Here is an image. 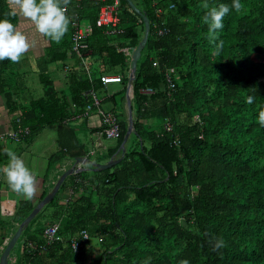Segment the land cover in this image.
I'll return each mask as SVG.
<instances>
[{
    "label": "trees",
    "instance_id": "obj_1",
    "mask_svg": "<svg viewBox=\"0 0 264 264\" xmlns=\"http://www.w3.org/2000/svg\"><path fill=\"white\" fill-rule=\"evenodd\" d=\"M91 1L69 5L67 15L76 12L80 20L88 6L93 29L86 38L87 71L62 66L64 90L54 88L46 64L62 61L67 49L76 56L70 29L38 61L43 94L22 112L7 75L12 61H0V94L13 116L11 126L20 114L19 125L29 129L24 140L46 126L59 127L60 149L48 164L86 155L71 121L83 112L89 89L105 88L102 74H119L125 90L129 63L122 49L134 48L142 36V18L125 0L118 3L121 32L114 34L95 26L100 2ZM132 1L149 21L132 83L137 140L112 167L91 172V178L76 175L85 182L71 180L67 187L68 177L63 181L58 191L67 187L64 201L55 195L43 209L54 206L50 217L58 222L57 239L45 244L43 231L51 223L33 230L28 225L15 263L264 264V127L258 120L264 109V0H240L242 11L231 9L214 38L202 5L230 6L232 0ZM3 19L15 25V15L0 0ZM113 95L102 99L113 105L105 111L116 112ZM248 96L255 97L252 104L246 103ZM119 113V136L102 158L112 156L122 141L126 119ZM160 121V130L150 129ZM71 189L81 195L71 199ZM81 230L88 238L73 250L70 240ZM213 237H222L225 247L213 251Z\"/></svg>",
    "mask_w": 264,
    "mask_h": 264
},
{
    "label": "crops",
    "instance_id": "obj_2",
    "mask_svg": "<svg viewBox=\"0 0 264 264\" xmlns=\"http://www.w3.org/2000/svg\"><path fill=\"white\" fill-rule=\"evenodd\" d=\"M37 2H39V0H37ZM76 2H77L76 0H70L69 5L71 3H76ZM5 3L9 11H11V13H13L16 17L14 26L16 27L18 31H20L27 37V40L30 44L29 50L21 56V59L18 63L11 62V66L8 69V74H7L9 76L11 74L10 77L12 81L11 82L12 90L15 92L14 95L19 104L18 110L22 112L26 109V107L28 106L29 102L32 99L40 97L41 95L35 97V95L29 93V91L26 94L25 92L27 91L28 86L21 83V77H24L26 76L27 73H32L34 71L36 72V75H37L38 64H39L38 61L45 54L46 49L51 44L57 43V42L39 33L38 30L36 29L35 24L23 15V13L15 5L13 0H5ZM91 3L93 5L92 7L96 5L93 1H91ZM69 5H68L67 14H69ZM87 8L88 6L84 7L81 13V18H82L81 20L83 23L88 22L87 17H88L89 12ZM66 51H67L66 57L61 62L60 61H50L46 64L47 71L48 72L52 71L51 76L53 79L51 77L50 78L52 80L54 88L57 90H61V91L65 89L64 72H63V69L62 71L58 70L56 67V64L61 63L62 66L64 64H68L69 66H71L70 68H76L77 70L81 68L78 57L72 56L69 53L68 49L65 50V52ZM86 55L87 54H85V62L87 64L88 57ZM53 65H54V68H53ZM33 66H35L36 68L33 69L32 68ZM83 69L86 71L84 67ZM110 74H113V73H110ZM58 83L60 86L56 88V85ZM110 84H120V83H110ZM107 86L106 88H102L100 93L104 92L105 95H111L110 93H108ZM41 90L43 94V87ZM103 98L104 97H101V99ZM5 103L6 102H5L4 95L0 94V168H3L4 166H6L9 162V157L7 156V152L13 151L24 161L25 166L29 168L31 172L36 176L38 183H37V194L35 198L25 199L21 194H18L11 189V187L8 184L6 176L2 172H0V237H2L6 232H7L6 237L10 233H12V231L16 228L17 224L30 212V210L38 203V201H40V199H42L44 195L48 191H50V189L54 185L59 175L64 170L72 167L74 164V158L56 160L55 162L52 163V165H49L47 162V160H49V157L57 153L60 149V145L57 140L59 136V127L56 125H49V126L44 127L42 130H40L37 136H35L32 139L27 138L19 142H14L8 139L6 136V133L13 127L11 126L13 122V116L12 114H9ZM122 103H124V101ZM122 105H123L122 107L125 108V104H122ZM74 110L76 111V109ZM124 113L125 112H123V114ZM16 115L17 114H15V116ZM76 115L78 114L76 113L74 115V120L71 121V124L74 128L77 129V137L80 140V142L83 143L85 150H87V153L84 156H86L93 162L107 161L111 156L109 158H102L101 156L106 155L109 148L116 143V139H106V140H110V142H106L102 140V148H99L97 150L95 148L96 143H97L96 141L97 131H94V130L100 128L101 126L99 117L96 118V117L87 116L88 118L86 117L84 119H79V118L76 119L75 118ZM17 116L21 118L20 114ZM46 129H50L52 133V135L49 136L51 137L50 146H52V150L48 153L44 152L45 151L44 149L41 150V152H36L35 151V145H36L35 141L44 132L43 130H46ZM81 132L82 133L85 132V133H83L81 136ZM61 135L64 140H68V135L65 132L61 133ZM49 137L44 138L43 142L47 144V140L49 139ZM133 144L134 143H132L131 146ZM91 150H96V151H94L93 154H89ZM115 152L113 153V155L115 154ZM117 157H120L119 153L116 154L114 158H117ZM44 163H46L47 166L49 167L52 166V173L50 175H48V171H47L48 168L44 167ZM88 167H90V165L86 162L76 163L74 165V168L77 170V172H74L66 176L64 179L65 181L66 178L68 177L66 181V186L68 187V184L71 183V180L73 181L78 180V182L80 183L85 182V179L81 181L78 178V176H76L77 174L81 175V173H86L87 174L86 178H91L92 177L91 172H94V171L88 170L87 169ZM67 187H65L64 190L62 189L61 191H57V193L55 194L57 198H59L61 201H64V198L66 197L65 191ZM71 192H72V195H71ZM70 195H71V199H75L77 195L78 196L81 195V190L75 191L73 193V190L71 189ZM43 209L44 207L39 211L38 213L39 215ZM51 219H52L51 217H48V218L38 217L34 221V223L31 225L30 230H33L36 225L41 224V223L42 224L52 223ZM1 246L2 244L0 243V248ZM21 246H22V242L19 238L15 245V249L13 248V251H12L13 256L17 257L21 249ZM12 260H14V257H12Z\"/></svg>",
    "mask_w": 264,
    "mask_h": 264
},
{
    "label": "clouds",
    "instance_id": "obj_3",
    "mask_svg": "<svg viewBox=\"0 0 264 264\" xmlns=\"http://www.w3.org/2000/svg\"><path fill=\"white\" fill-rule=\"evenodd\" d=\"M13 2L23 15L35 24L39 33L51 38L53 41L60 42L68 31L71 23V18L67 15L70 0H39V2L37 0H13ZM202 6L207 9L203 21L208 25L209 34L213 38L219 30L224 28L223 19L230 10L234 9L239 13L244 7L240 0H232L230 6L221 3L218 6L209 7L207 2ZM222 45L223 41H220L216 49L217 54ZM29 48L30 44L27 37L18 31L9 19L0 20V61L7 59L18 63L21 56ZM254 100V96H248L246 103L252 104ZM258 120L260 125L264 127V109L259 112ZM103 139L107 138H101V145L95 147L97 150L102 148ZM7 156L9 162L6 166L0 168V172L6 176L13 191L21 194L25 199H34L37 194L38 183L36 176L25 166L24 161L15 152L8 151ZM212 239L214 241L213 251L225 247V241L222 237H213ZM180 264H189V261L184 259L180 261Z\"/></svg>",
    "mask_w": 264,
    "mask_h": 264
},
{
    "label": "built area",
    "instance_id": "obj_4",
    "mask_svg": "<svg viewBox=\"0 0 264 264\" xmlns=\"http://www.w3.org/2000/svg\"><path fill=\"white\" fill-rule=\"evenodd\" d=\"M77 2L81 0H76ZM99 1L100 4L97 9V15L95 18V26L97 27H105L106 31L109 33H120L121 30L117 28L118 23V3L119 0H94ZM154 4V3H153ZM70 27V43L73 51L76 53L78 57L79 64L83 66L86 71V62H85V54L88 48L86 43V38L92 32V26L89 23H83L80 20L79 14L74 13L71 17ZM161 32V31H159ZM126 54L129 53L127 48L122 49ZM64 68H68V64L63 65ZM101 84L106 88V86L110 83H120L121 76L119 74H102L100 77ZM167 83L169 86L173 87V84L170 82L169 77H167ZM85 95L89 97L84 106L83 112L76 115L75 118H84L91 111H94L100 120V124L102 127L101 131L96 132V148L101 145V138L105 137L107 139H114L119 136V122L116 112L110 110H103L99 107V103L101 99L98 97L97 93L94 90H88ZM69 119L65 121L68 122ZM74 120V119H73ZM14 126L7 131L6 136L8 139L14 142L21 141L26 135L29 133L28 127H23L19 125V118H14ZM164 128L166 130L170 129L169 123L164 124ZM175 145L178 144V141L175 140L173 142ZM95 150H91L90 154H93ZM57 229L58 222H52L47 225L43 231L45 244H50L52 241L57 239ZM88 238V233L84 230H81L77 236L71 238L70 245L73 250H76L80 244V241H84ZM43 248V247H41Z\"/></svg>",
    "mask_w": 264,
    "mask_h": 264
},
{
    "label": "water",
    "instance_id": "obj_5",
    "mask_svg": "<svg viewBox=\"0 0 264 264\" xmlns=\"http://www.w3.org/2000/svg\"><path fill=\"white\" fill-rule=\"evenodd\" d=\"M128 6L136 12L141 18L144 26L143 35L136 44V46L129 50V53L126 56V59L128 60V76L126 80L125 85V119H126V129L125 133L123 135L122 141L120 142L115 154L111 156L107 161L105 162H93L92 160L88 159L86 156H79L74 158V164L72 167L64 170L57 180L55 181L54 185L48 191L40 201L30 210V212L17 224L16 228L10 233L7 237V232L0 237V243L2 244L0 248V264H14L15 263V256H13L12 251L13 248H15V245L17 243V240L20 238L23 230L29 225L30 221L39 213V211L50 202V200L55 196L57 193L60 185L63 183L66 176L77 172V170L74 168V165L76 163H88L90 167H88V170L91 171H98V170H105L113 165L117 164L124 152H125V144L127 142V139L130 134L134 133L133 128V119H132V106H131V99L133 95L132 90V83L135 79V70H136V64L140 58L141 50L145 46L148 33H149V21L146 16V12L144 10H140L132 0H125ZM120 154V157L114 158L116 154ZM12 257H14V260H12Z\"/></svg>",
    "mask_w": 264,
    "mask_h": 264
},
{
    "label": "rangeland",
    "instance_id": "obj_6",
    "mask_svg": "<svg viewBox=\"0 0 264 264\" xmlns=\"http://www.w3.org/2000/svg\"><path fill=\"white\" fill-rule=\"evenodd\" d=\"M143 31H144V26H143ZM143 31H142V35H143ZM60 62H61V60H60ZM128 65H127V67H128ZM56 67H57L58 70H61L62 71V65H61V63H57L56 64ZM32 68L35 69L36 67L33 66ZM53 68H54V65H53ZM51 73H52V71L51 72H48V76L52 78ZM37 75H38V72H37ZM37 75H36V72L34 71L32 73H27L26 76H24V77H21V83H23V84H25V85L28 86V89H27V91L25 93L27 94V92L29 91V93L34 94L35 97L42 95V90H41L42 89V84L40 83ZM10 76H11V74H10ZM126 76H128V71L126 72ZM59 86L60 85L58 83L56 85V88H58ZM122 87H123L122 84H109L107 86L108 93L114 94L113 95V100L115 101V104H116V105H114L115 106L114 107V110L116 111L118 118H121V114L119 113V110L125 112V108L122 107L123 106L122 104H125V98H124L125 90L122 91ZM97 94H98V97H100V98L106 96L104 92L100 93V91H98ZM121 96H122V99H121ZM123 101H124V103H122ZM100 107L103 108V109H107V108H112L113 105H112L111 101L104 100V101H102L100 103ZM90 113L87 115L88 117L89 116L90 117H96V118L98 117V115L94 111H91ZM93 113H95V114H93ZM124 115H125V113H124ZM161 126H163L162 121H160V122H154L151 125L150 129L160 130V127ZM43 131L44 132L35 141V143H36V145H35V151L36 152H41V150L44 149L45 150L44 152L48 153V152H50L52 150V146H50L51 137H49V136L52 135V133H51V130L50 129H46V130H43ZM83 133H85V132H83ZM83 133L81 132V136H82ZM47 137H49V139L47 140V144L48 145L43 142L44 141V138H47ZM136 140H137L136 137L133 134H130L129 137H128V139H127V144L125 145V150L126 149L129 150L131 144L134 143V141L136 142ZM103 141L110 142V140H106V139H103ZM144 145H147V144L144 143ZM47 162H48V160H47ZM52 163L53 162H50L49 165H52ZM44 167H47L48 168V170H47L48 171V175H50L52 173V166L49 167V166H47L46 163H44ZM53 209H54V206H51L50 205V207L45 208V211L43 210L38 217H41V218H48V217H50ZM38 217H35V218H38ZM31 224H32V222L29 223V226H31ZM91 241H95V240H91ZM95 243H96V241H95ZM15 262H16V260H15ZM14 264H18V263H14Z\"/></svg>",
    "mask_w": 264,
    "mask_h": 264
}]
</instances>
